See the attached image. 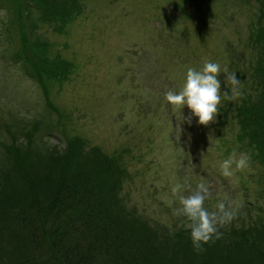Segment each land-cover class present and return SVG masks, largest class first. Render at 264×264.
Masks as SVG:
<instances>
[{"label":"rangeland","instance_id":"1","mask_svg":"<svg viewBox=\"0 0 264 264\" xmlns=\"http://www.w3.org/2000/svg\"><path fill=\"white\" fill-rule=\"evenodd\" d=\"M78 1L82 10L64 31L45 24L37 32L52 43L47 60L59 52L74 63L67 79H50L45 91L24 75L21 62L14 63L18 42L2 39L3 21L11 12L0 2V142L27 130L35 140L46 139L37 144L55 146L66 167L81 165L66 159L70 147L93 149L105 161L99 168L108 186L117 190L115 198L170 237H150L162 243L166 254L197 252L183 226L186 218L174 215L180 205L171 187L184 185L187 194L204 182L211 191L206 208L214 210L224 201L238 209L237 217L220 229L230 241L203 245L205 250L228 252L234 234L264 215V169L255 162L258 148L239 137L233 109L245 97L256 99L251 74L260 51L257 42L264 35L261 3ZM206 59L235 72L243 93L234 96L221 74L219 113L207 126L198 124L187 106L174 107L165 99L168 89L180 90L189 67L200 69ZM184 117H191V124ZM52 133L57 136H48ZM233 152L248 153L250 168L226 178L220 164ZM35 169L28 164L25 173ZM233 255L239 258L241 252L234 249Z\"/></svg>","mask_w":264,"mask_h":264},{"label":"trees","instance_id":"2","mask_svg":"<svg viewBox=\"0 0 264 264\" xmlns=\"http://www.w3.org/2000/svg\"><path fill=\"white\" fill-rule=\"evenodd\" d=\"M8 1L12 3L0 0L11 12L4 18L2 39L18 42L14 63L21 62L24 75L44 91L50 79H67L74 63L59 52L47 60L52 43L37 32L45 24L54 31H64V26L80 14L81 3ZM258 1L264 19V0ZM260 31L264 33V28ZM257 44L260 51L251 74L255 77L256 99L245 97L233 109L239 137L258 148L255 162L264 169V35ZM26 132L18 131L8 142H0V264H264V215L237 231L235 244L226 253L205 250L166 254L162 243L154 238L170 237L147 225L135 208L115 198L117 190L110 188L108 178L103 177L99 164L105 161L97 152L70 147L66 159L79 160L81 165L66 167L55 146L50 148L44 144L46 139L35 140ZM52 134L48 136H57ZM28 164L36 169L25 173ZM40 166L44 169L39 170ZM224 241L230 238L221 236L215 242ZM234 249L241 252L239 258L233 255Z\"/></svg>","mask_w":264,"mask_h":264},{"label":"clouds","instance_id":"3","mask_svg":"<svg viewBox=\"0 0 264 264\" xmlns=\"http://www.w3.org/2000/svg\"><path fill=\"white\" fill-rule=\"evenodd\" d=\"M221 74L224 76V84L232 86L230 91L233 95L242 96L240 80L236 73L226 66L222 68L219 63L206 59L200 69L189 67L183 86L178 91L168 89L165 92V99L174 107L187 106L191 110V115L198 117V124L207 126L215 122L219 113L218 105L221 103L222 94L219 78ZM223 94L228 99H232L228 96V91H224ZM183 119L191 124V117ZM250 160L248 153H241L237 156L233 152L220 164L221 174L226 178H231L235 171L249 169ZM171 193L180 205L174 210V215L186 218L183 226L186 231L190 232L193 248L197 252L205 250L204 244L214 243L220 239L223 235L220 229L237 217L238 209L233 204L220 201L211 211L204 206L205 201L211 196L210 186L204 182H199L195 188H190L187 194H185V186L177 183L171 187Z\"/></svg>","mask_w":264,"mask_h":264}]
</instances>
